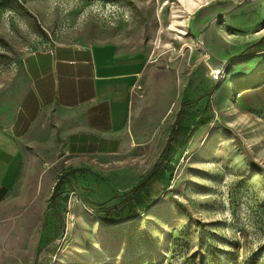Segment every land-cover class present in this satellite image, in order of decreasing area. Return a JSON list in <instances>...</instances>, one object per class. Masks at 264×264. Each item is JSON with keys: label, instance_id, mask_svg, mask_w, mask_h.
Segmentation results:
<instances>
[{"label": "rangeland", "instance_id": "rangeland-1", "mask_svg": "<svg viewBox=\"0 0 264 264\" xmlns=\"http://www.w3.org/2000/svg\"><path fill=\"white\" fill-rule=\"evenodd\" d=\"M263 36L264 0H0V111L26 90L29 54L105 42L141 69L152 132L68 164L35 250L22 261L0 238V264H264V50L250 48ZM146 177L141 209L126 200Z\"/></svg>", "mask_w": 264, "mask_h": 264}, {"label": "crops", "instance_id": "crops-1", "mask_svg": "<svg viewBox=\"0 0 264 264\" xmlns=\"http://www.w3.org/2000/svg\"><path fill=\"white\" fill-rule=\"evenodd\" d=\"M23 68L26 90H14L0 111V238L22 261L36 247L37 211L68 164L152 136L140 125L141 69L114 45L56 43L29 54Z\"/></svg>", "mask_w": 264, "mask_h": 264}, {"label": "trees", "instance_id": "trees-1", "mask_svg": "<svg viewBox=\"0 0 264 264\" xmlns=\"http://www.w3.org/2000/svg\"><path fill=\"white\" fill-rule=\"evenodd\" d=\"M250 48H255L257 49L258 51H263L264 50V36L256 41L255 43H253ZM177 134H178V128H175L174 126L171 128V131H170V137L168 139V143L165 145V147L163 148L162 150V154H166V157H168L170 155V153L172 152V143H174V141L176 140V137H177ZM158 169H159V165L158 164H155L151 170V174H156L158 172ZM73 171H69L67 173H65L64 177H68L70 174H72ZM64 177H60V179L64 178ZM148 179V177H146L144 180H142L138 185H136L135 187H133L130 191V193L132 194V196L126 200V202H128L129 200L131 199H137L139 200V207L141 209H146L147 207H150L153 203H142L140 202L143 198H142V195H141V192L144 190L145 186L147 185V183H145V181ZM60 181L56 184L55 186V192L54 194L52 195V199L54 200L55 199V196H56V192L58 191V185H59ZM76 188V187H75ZM76 191L79 193V190L76 189ZM80 194V193H79ZM80 197L82 199V201L86 204H89V205H93L92 202L86 198L83 194H80ZM103 209H100V210H96L97 213H100ZM118 211L115 209H112L110 211V214L109 215H113V214H117ZM105 218V217H104ZM130 218H126V220H128ZM60 234V233H59ZM58 234V235H59Z\"/></svg>", "mask_w": 264, "mask_h": 264}, {"label": "bare ground", "instance_id": "bare-ground-1", "mask_svg": "<svg viewBox=\"0 0 264 264\" xmlns=\"http://www.w3.org/2000/svg\"><path fill=\"white\" fill-rule=\"evenodd\" d=\"M183 23H184V25H186V26H188V19H184L183 20ZM163 54H166V52L165 53H163ZM208 56V55H207ZM209 63V62H208ZM211 66V65H210Z\"/></svg>", "mask_w": 264, "mask_h": 264}, {"label": "water", "instance_id": "water-1", "mask_svg": "<svg viewBox=\"0 0 264 264\" xmlns=\"http://www.w3.org/2000/svg\"><path fill=\"white\" fill-rule=\"evenodd\" d=\"M226 63H224L223 67H225Z\"/></svg>", "mask_w": 264, "mask_h": 264}, {"label": "built area", "instance_id": "built-area-1", "mask_svg": "<svg viewBox=\"0 0 264 264\" xmlns=\"http://www.w3.org/2000/svg\"><path fill=\"white\" fill-rule=\"evenodd\" d=\"M216 74H219V73H216Z\"/></svg>", "mask_w": 264, "mask_h": 264}]
</instances>
